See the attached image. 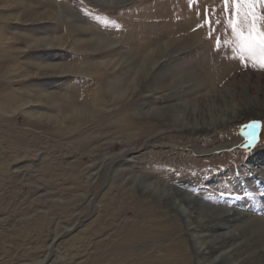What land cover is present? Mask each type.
Returning a JSON list of instances; mask_svg holds the SVG:
<instances>
[{
  "label": "rangeland",
  "instance_id": "obj_1",
  "mask_svg": "<svg viewBox=\"0 0 264 264\" xmlns=\"http://www.w3.org/2000/svg\"><path fill=\"white\" fill-rule=\"evenodd\" d=\"M113 1L0 0L1 264H40L46 256L47 264H155L165 255L160 248L174 250L170 264H198L190 242L178 241L182 229L169 226L171 213L150 214L148 206L138 213L130 176L247 215L236 222L250 229L239 243L264 238V112L210 132L151 140L137 119L182 102L183 94L167 100L147 87L175 73L207 85L210 96L240 81L249 88L239 103L264 102V72L233 59L223 25L211 36L198 27L206 8L223 19L222 0ZM175 41L179 51L167 53L177 57L141 76L146 59ZM81 109L95 116L76 120ZM252 121L260 124L254 147L245 127ZM209 225L199 232L230 230Z\"/></svg>",
  "mask_w": 264,
  "mask_h": 264
},
{
  "label": "bare ground",
  "instance_id": "obj_2",
  "mask_svg": "<svg viewBox=\"0 0 264 264\" xmlns=\"http://www.w3.org/2000/svg\"><path fill=\"white\" fill-rule=\"evenodd\" d=\"M125 2H127V0H115V2L113 1L112 5L118 6L124 4ZM41 42H45V41H41ZM91 43H93V41ZM176 46H178L177 41L173 43H169V45L162 46L157 50H155L156 52H154L152 55L148 57V59H146L147 66L145 65L140 75L147 77L153 76L154 74L152 71L159 68L158 66L163 61H171L173 58L177 57V55L172 54L170 56L167 53L168 50H171V53L178 52L179 51L178 49H176V51L173 52V49L176 48ZM105 48L106 47H104L103 49ZM100 49L102 48H98V50ZM149 65H152V67H149ZM189 75L195 77L194 74H189ZM100 77L102 76L100 75ZM168 77L169 79H166ZM168 77L166 76L164 79H162V81H160L157 84L154 83L153 86H151V84L149 85L147 84V87L149 88L150 93H152V96L154 97L155 94L166 95L167 100L174 99L175 96L178 95L180 96V94H183L184 97L182 102L180 103L165 105L163 107H158L156 109L154 108L155 110L152 109L146 111L144 112V114H141L140 118H137L139 121L143 120L146 123L144 132L146 133L145 135L148 136L149 140L155 139V137L160 136L164 133L192 135V134L210 132L219 127H227L229 125L232 126L242 121L245 118H252V117L258 118L264 112V109H262L264 108V102L260 103L259 101L261 99H259L258 96L256 97L257 100L254 98L255 100L249 102H240V103L238 102L240 101L243 92H245L244 91L245 89L242 88H246V89L249 88L248 85L242 86L240 81L239 82L232 81L231 84H228L229 86L227 85L223 89L222 92L216 94L215 96L212 95L210 96L208 95L209 91H207V94L204 95L203 91L208 87H206L207 85L203 84L200 81L193 80L191 82H188V76L182 77V75H180L178 77V73L168 75ZM170 79H175L173 81L175 83L170 84V82L168 81ZM141 87L142 86L140 85V88ZM147 87L146 90H148ZM209 88H211V85ZM198 90L201 92H198ZM259 91L261 92V89H259ZM132 93L133 92H131V94ZM136 94L138 93L136 92ZM136 94L134 96H136ZM96 95L99 96L98 94ZM104 96L102 97V100ZM107 96L105 97L106 100H107ZM100 98L101 96L99 97V100ZM131 99L133 98L131 97ZM112 104H114V101ZM88 112L86 110L79 111L80 117L79 116L77 117L76 116L77 113H76L74 118L77 120L83 116L85 117L88 115H90V117L91 115L92 117L95 116V115L93 116L92 113L90 112L88 113ZM80 122L82 123V121ZM162 146L167 147L165 145ZM216 149L219 148L217 147ZM199 152L200 155L209 153L206 151H199ZM261 179L263 180L262 183L264 185V176H262ZM130 184H131L130 196L133 197V199L135 200L137 199L136 203L139 209L138 213L139 212L141 213L144 210V208H146L147 206L153 208V210L149 209L150 211H152L150 212V214L155 213L158 215V212L156 210H158L159 212L171 213V217H173L175 221L174 223H171V225L169 226L172 227L173 225L174 226L173 228L179 227L182 229V232L184 233V237L182 239H178V241L190 242V244L193 247V253L195 255L198 264H222L223 262H228V264H264V238L262 239V241L255 240L257 238H251L250 240L240 241V243L237 241V239L241 236V233L243 234L244 232L250 230L249 227L247 226L248 222L246 221H245L246 224L236 225V222L246 219L248 217L247 215L242 214L235 210L227 212L223 210L212 209L211 207H208V205L205 202L198 201L194 198L193 199L189 198L185 194L180 193L181 191L179 192L176 191V189L175 190L168 189L158 183L144 180L143 178L130 176ZM208 222L210 223L209 228L211 227V224H213L214 227L212 230L220 231V230L230 229V224L228 223H234L235 227L227 232H223L219 234L212 235V233L210 234V232L209 234L207 233L201 234L198 228H200L202 224L205 223L208 224ZM136 227L139 228L138 224H136ZM57 238L58 237L54 238V241L58 240ZM229 243H232L231 247L229 245L230 247L229 250L224 251L219 255H216L214 258H210L214 252L220 250L222 247L226 246ZM132 246L134 247L135 245L132 244ZM251 246L254 248V250L251 249L252 248ZM245 248L248 249V252L250 250L251 254L245 256V254H243L242 252ZM160 249L163 250L162 252H164L165 255H163V257L162 256L157 257L158 260H156L155 264H170L169 262L166 261L167 260L166 257L173 256L174 250L173 249L166 250L164 248H160ZM48 261L49 259L46 256V258L40 264H47ZM145 261L144 264H148V261L147 262Z\"/></svg>",
  "mask_w": 264,
  "mask_h": 264
},
{
  "label": "snow or ice",
  "instance_id": "obj_3",
  "mask_svg": "<svg viewBox=\"0 0 264 264\" xmlns=\"http://www.w3.org/2000/svg\"><path fill=\"white\" fill-rule=\"evenodd\" d=\"M190 4L194 0H189ZM221 15L215 16L206 8L204 21L198 27H207L209 36L215 28L223 25L225 45H229L233 59H238L244 67L264 72V0H222ZM221 37L215 41V49L220 50ZM249 129L247 143L254 147L258 143V121L245 125Z\"/></svg>",
  "mask_w": 264,
  "mask_h": 264
}]
</instances>
